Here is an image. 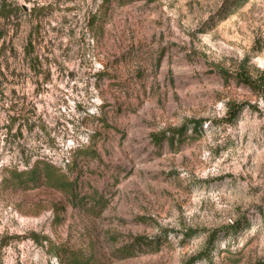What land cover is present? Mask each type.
I'll return each mask as SVG.
<instances>
[{
  "label": "rangeland",
  "instance_id": "1",
  "mask_svg": "<svg viewBox=\"0 0 264 264\" xmlns=\"http://www.w3.org/2000/svg\"><path fill=\"white\" fill-rule=\"evenodd\" d=\"M3 2L0 264H264V0Z\"/></svg>",
  "mask_w": 264,
  "mask_h": 264
},
{
  "label": "trees",
  "instance_id": "2",
  "mask_svg": "<svg viewBox=\"0 0 264 264\" xmlns=\"http://www.w3.org/2000/svg\"><path fill=\"white\" fill-rule=\"evenodd\" d=\"M150 1V0H147ZM9 8L5 4V2L0 3V12L3 16H5V12H7ZM245 63V62H244ZM218 73L227 81L229 78H233L237 81H242L246 85L254 88L255 90H264V73L260 72L259 74L253 75L249 69L242 68L239 72L229 75L226 69L220 68ZM241 107H236L231 110L230 107V118H236L240 111ZM193 126H197L201 124V121H192ZM186 126H183L178 131V135H182L185 132ZM17 174L19 175V183L18 185L21 187H29L32 183H46L51 187L59 189L63 191L70 199V201L75 202L77 200V196L74 194L75 188L77 186L76 181L71 180L70 177L60 170L56 165L50 162H39L38 164L30 167L27 170H17ZM47 239V237H46ZM139 245H144L145 242L142 237L137 238L136 241ZM213 242V241H212ZM136 244V243H135ZM203 257L202 254L193 256L189 260L185 261L183 264H195L196 260ZM83 258L81 259L79 256L70 257L62 264H80ZM87 262V263H85ZM83 264H89L88 261L83 260Z\"/></svg>",
  "mask_w": 264,
  "mask_h": 264
}]
</instances>
